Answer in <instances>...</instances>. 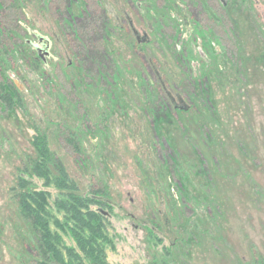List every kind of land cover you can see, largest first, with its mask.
<instances>
[{"label": "rangeland", "instance_id": "374dc122", "mask_svg": "<svg viewBox=\"0 0 264 264\" xmlns=\"http://www.w3.org/2000/svg\"><path fill=\"white\" fill-rule=\"evenodd\" d=\"M224 1L16 0L2 14L16 29H0V88L19 97L0 100V264L44 262L15 198L39 135L83 195L117 203L107 264H264V0ZM93 46L108 54L91 62Z\"/></svg>", "mask_w": 264, "mask_h": 264}, {"label": "trees", "instance_id": "16d2710c", "mask_svg": "<svg viewBox=\"0 0 264 264\" xmlns=\"http://www.w3.org/2000/svg\"><path fill=\"white\" fill-rule=\"evenodd\" d=\"M3 2L0 0V29L2 28L5 32L15 30V25L12 27L4 22L1 23V16L7 11H18L21 8L16 0H13L9 6L11 10L6 9V4L3 9ZM91 50L93 51L86 55L91 62H94L96 58H104L108 54L106 50L98 46H93ZM153 71L168 101L175 107L176 99L165 91L164 81L154 66ZM7 83L10 82L1 85L0 100L4 105L12 108L15 104L14 97L19 95L16 87ZM5 87L10 92H5ZM179 108L182 109L175 107L176 110ZM33 145L38 159L32 170L18 169L15 198L18 201L19 213L37 233L38 251L44 259L42 264H107L106 247L113 246V241L108 235L109 217L113 208L118 207L117 203L111 200L108 194L94 192L91 195H83L60 160L54 161L45 136L39 135ZM33 178L43 180L45 188L55 186L64 193L53 200L51 192L34 188L31 181ZM55 211L59 214L63 213L62 219L54 214ZM52 224L67 236H72L77 245L76 248L67 246L61 233L52 229Z\"/></svg>", "mask_w": 264, "mask_h": 264}, {"label": "water", "instance_id": "95a60500", "mask_svg": "<svg viewBox=\"0 0 264 264\" xmlns=\"http://www.w3.org/2000/svg\"><path fill=\"white\" fill-rule=\"evenodd\" d=\"M44 40V39H43ZM137 41H138V43H140V44H142L143 42H141V41H139L138 39H137ZM143 44H146V43H143ZM38 47V46H37Z\"/></svg>", "mask_w": 264, "mask_h": 264}, {"label": "flooded vegetation", "instance_id": "af4514ba", "mask_svg": "<svg viewBox=\"0 0 264 264\" xmlns=\"http://www.w3.org/2000/svg\"><path fill=\"white\" fill-rule=\"evenodd\" d=\"M222 2L224 3V5H226V1L222 0Z\"/></svg>", "mask_w": 264, "mask_h": 264}]
</instances>
